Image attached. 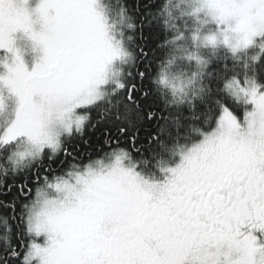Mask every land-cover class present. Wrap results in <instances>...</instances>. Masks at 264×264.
Masks as SVG:
<instances>
[{
  "label": "snow or ice",
  "instance_id": "6c2138e0",
  "mask_svg": "<svg viewBox=\"0 0 264 264\" xmlns=\"http://www.w3.org/2000/svg\"><path fill=\"white\" fill-rule=\"evenodd\" d=\"M0 264H264V0H0Z\"/></svg>",
  "mask_w": 264,
  "mask_h": 264
},
{
  "label": "trees",
  "instance_id": "16d2710c",
  "mask_svg": "<svg viewBox=\"0 0 264 264\" xmlns=\"http://www.w3.org/2000/svg\"><path fill=\"white\" fill-rule=\"evenodd\" d=\"M240 116L242 118L243 116L242 112L240 113ZM97 139H98L97 137H93L91 144L86 145V144L81 143V146H80L81 151L84 152L85 155H87L91 151L98 150L99 145L96 144ZM93 145H95V147H93ZM178 158L179 156L171 157V158L166 157L165 163L162 165V167H171L173 163H175L178 160ZM136 171H138L141 175H144L150 178H160L161 174L163 173L160 171V168L156 167L155 165L151 166L150 168L138 167Z\"/></svg>",
  "mask_w": 264,
  "mask_h": 264
},
{
  "label": "flooded vegetation",
  "instance_id": "af4514ba",
  "mask_svg": "<svg viewBox=\"0 0 264 264\" xmlns=\"http://www.w3.org/2000/svg\"><path fill=\"white\" fill-rule=\"evenodd\" d=\"M180 162V158H178V160L175 162V163H173V165L171 166V167H175L176 166V164H178ZM165 175H166V173H162L161 174V177L160 178H151L152 180H154V182H162L163 180H164V178H165ZM143 177L146 179L147 178V176H144L143 175ZM148 178H150V177H148ZM147 178V179H148Z\"/></svg>",
  "mask_w": 264,
  "mask_h": 264
},
{
  "label": "rangeland",
  "instance_id": "374dc122",
  "mask_svg": "<svg viewBox=\"0 0 264 264\" xmlns=\"http://www.w3.org/2000/svg\"><path fill=\"white\" fill-rule=\"evenodd\" d=\"M142 176H143V175H142ZM147 178H148V177H147ZM147 178H146V179H147ZM147 180H148L149 182H154V180H152L151 178H148Z\"/></svg>",
  "mask_w": 264,
  "mask_h": 264
}]
</instances>
